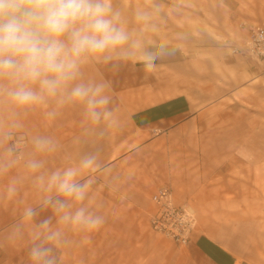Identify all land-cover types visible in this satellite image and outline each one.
<instances>
[{
    "label": "clouds",
    "instance_id": "9594fccd",
    "mask_svg": "<svg viewBox=\"0 0 264 264\" xmlns=\"http://www.w3.org/2000/svg\"><path fill=\"white\" fill-rule=\"evenodd\" d=\"M178 11L167 0L132 6L121 0H0V178H7L0 200L15 199L26 183L41 194L0 232V248L27 239L30 264H61L59 250L72 243L70 232L86 237L105 223L89 202L95 173L108 175L109 187L117 179L100 156L104 137L120 119L111 106V81L86 69L139 64L156 70L187 39L167 30ZM69 108L82 116L73 143L91 142L92 150L50 169L47 157L62 145L51 134L29 130L26 120L42 110L55 121ZM46 209L53 216L36 223Z\"/></svg>",
    "mask_w": 264,
    "mask_h": 264
},
{
    "label": "crops",
    "instance_id": "0c3cea01",
    "mask_svg": "<svg viewBox=\"0 0 264 264\" xmlns=\"http://www.w3.org/2000/svg\"><path fill=\"white\" fill-rule=\"evenodd\" d=\"M121 2L126 3L123 0ZM262 26L264 27V23ZM188 29V34H185L187 39L179 45V53L161 62L154 71H146L139 64H127L119 71L103 65L86 69L88 75L98 76L102 73L112 83L111 106L117 109L120 124L109 130L104 137L100 156V159H104L103 164L109 166L110 174L118 167L119 159L129 162L138 156L151 157L154 152L158 155L161 151L154 149L163 142L196 141L198 137L193 130L214 106L222 105L218 102L222 97L227 98L228 94L239 93L241 90L243 92L246 83H253V87L260 86L264 77V62L246 53L243 48L249 26L238 27L231 35L227 33L224 39L218 40L216 37V42L209 35L213 42L210 40L202 48L196 47L197 37L193 33L195 28ZM167 30L170 33L181 32L180 27L174 23L168 24ZM226 40L228 42L225 43ZM256 83L258 85H254ZM231 102L239 104V101ZM228 105V102L224 103L223 108ZM256 105L253 103L254 107ZM260 106V109H264ZM81 121L80 113L70 108L63 110L62 115L55 121L47 119L42 110H37L27 118L26 125L29 130L51 134L62 145L60 151L47 157L48 168L65 167L92 150L91 142L73 143L74 138L81 132ZM176 153L173 150L172 169L165 165L160 172L161 176L154 177L149 174L152 182L145 189L127 188L126 198L133 205L143 206L148 229L159 235L150 226V216L155 211L151 196L158 188L169 186L175 203L190 205L197 215L198 226L190 243L203 256L213 264H252L243 260L238 262L239 252H236L238 257L235 256L234 248L225 246L220 241L226 232L224 221L229 218L237 220L235 217L239 215L253 213L252 208L246 210L244 207V191H240L238 187L230 190L223 181L214 184L215 174L210 165L212 161L206 160L199 167L190 162L189 169L186 165L182 168ZM248 163L258 166L255 160H248ZM95 175L99 183L106 176L104 173ZM6 183L7 178H0V190ZM112 191L118 193L116 190ZM40 196L31 184L26 183L15 199L0 200V232L7 223L19 219L25 206L37 204ZM92 201H100L99 185L93 186ZM44 214L45 219L53 216L51 209L44 210ZM231 232H237V237L245 236L244 229ZM246 236L256 238L261 234L257 230Z\"/></svg>",
    "mask_w": 264,
    "mask_h": 264
},
{
    "label": "rangeland",
    "instance_id": "374dc122",
    "mask_svg": "<svg viewBox=\"0 0 264 264\" xmlns=\"http://www.w3.org/2000/svg\"><path fill=\"white\" fill-rule=\"evenodd\" d=\"M123 1L128 6L140 2ZM167 3L179 5V11L170 15L168 24H176L184 34H188V28H195L193 33L197 37L194 40L197 48L210 43L209 35L216 42V37L224 39L227 33L231 35L238 27L249 26L250 29L264 23V0H167ZM227 96L218 101L222 105L214 106L198 122L193 130L198 137L196 141L163 142L154 149L161 151L158 155L154 152L151 157L138 156L129 162L119 159L118 167L111 173L117 177L111 187L108 186V175L102 177L100 183L97 179L95 185L100 188V201L93 202L91 199L89 203L105 217V223L86 237L70 232L72 243L59 250L61 264H213L191 243L180 246L150 232L143 206L133 205L126 198L127 188L145 189L152 182L149 174L161 176L165 165L172 169L173 150L177 152L182 168L186 165L189 169L190 162L199 167L206 160L212 161L214 184L223 181L230 190L238 187L244 191V207L246 210L252 208L253 213L239 215L235 217L237 220L229 218L224 221L226 232L220 241L225 246H232L235 256L239 252L238 262L264 264V109L259 108L260 105L264 107V77L260 86L246 83L243 92ZM231 101H239V104H232ZM227 102L228 107L223 108ZM253 103L257 105L254 107ZM101 160L103 163L104 159ZM248 160L257 161L258 166L249 164ZM43 219L44 210L35 222ZM11 223H7L4 230ZM237 229H244L245 236L237 237V232H231ZM257 230L261 236H246ZM28 244L25 239L0 248V264H30Z\"/></svg>",
    "mask_w": 264,
    "mask_h": 264
},
{
    "label": "built area",
    "instance_id": "2783aa9c",
    "mask_svg": "<svg viewBox=\"0 0 264 264\" xmlns=\"http://www.w3.org/2000/svg\"><path fill=\"white\" fill-rule=\"evenodd\" d=\"M246 53L264 62V27L252 26L243 43ZM155 211L150 216L153 232L180 245L187 246L198 226L194 209L188 204L177 205L169 186L158 188L151 196Z\"/></svg>",
    "mask_w": 264,
    "mask_h": 264
}]
</instances>
